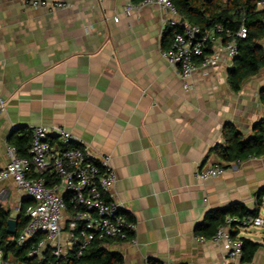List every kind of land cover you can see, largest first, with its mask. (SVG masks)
<instances>
[{
  "label": "crops",
  "instance_id": "0c3cea01",
  "mask_svg": "<svg viewBox=\"0 0 264 264\" xmlns=\"http://www.w3.org/2000/svg\"><path fill=\"white\" fill-rule=\"evenodd\" d=\"M32 1L0 0V170L21 128L66 129L95 158L111 157L118 178L109 199L135 223L130 238L105 241L106 250L120 253L123 264H225L228 246L214 240L208 214L236 204L256 208L264 156L208 180L196 174L228 165L218 154L227 124L248 137L264 119V67L234 91L225 59L195 73L186 90L162 56L173 29L160 7L42 0L67 4L54 10ZM259 43L264 48V38ZM31 203L12 178L0 181V206L11 216ZM241 236L263 245L251 261L242 254L236 264H264V227Z\"/></svg>",
  "mask_w": 264,
  "mask_h": 264
},
{
  "label": "built area",
  "instance_id": "2783aa9c",
  "mask_svg": "<svg viewBox=\"0 0 264 264\" xmlns=\"http://www.w3.org/2000/svg\"><path fill=\"white\" fill-rule=\"evenodd\" d=\"M142 3L156 5L169 14L168 24L173 35L169 46L162 49V56L177 69L186 90L199 70L211 69L225 59L230 68L235 66L238 43L248 37L244 23L237 29L221 23L201 28L184 21L173 0H143ZM32 6L55 10L66 8L67 4L33 0ZM133 8L130 4L126 12ZM257 9L264 11V0L258 1ZM114 19L119 20L118 17ZM0 110H4L3 100H0ZM7 153L9 162L0 170V181L12 178L32 200L26 209L27 224L18 234H11L8 242L17 245L31 242L27 256L40 257L47 261L46 264H56L55 260L68 251L76 250L77 256L83 255L95 240L131 237L129 232L134 231L135 223L118 203L109 199L118 178L110 156L95 158L83 140L66 129L47 126L32 128L29 156H20L14 145L7 146ZM241 162L202 167L196 175L201 180L215 178ZM49 180H53L52 183H48ZM253 227H264V217L226 216L214 236V240H224L228 246L225 264H236L244 249L241 230ZM66 230L64 242L62 235ZM200 239L204 237L200 236ZM49 255L53 259H48ZM19 262L22 261L13 254L9 257L0 245V264Z\"/></svg>",
  "mask_w": 264,
  "mask_h": 264
},
{
  "label": "trees",
  "instance_id": "16d2710c",
  "mask_svg": "<svg viewBox=\"0 0 264 264\" xmlns=\"http://www.w3.org/2000/svg\"><path fill=\"white\" fill-rule=\"evenodd\" d=\"M258 1L173 0L183 20L190 24H197L201 28H210L215 23H221L233 29H237L242 23L247 26L248 37L239 41V55L236 58L235 66L229 71V83L234 91H239L245 80L256 75L264 67V48L259 43L264 38V11L257 9ZM260 99L264 103V90L260 93ZM19 131L21 135L15 138L14 146L20 156L26 157L29 156L32 130L21 128ZM218 151L220 158L228 164L226 166L249 157L264 156V119L254 124L253 132L248 137H244L234 125L227 124L224 129V142L219 145ZM51 181L53 180H49L48 183H52ZM263 197L264 188L257 193V206L252 210L242 204L213 210L208 214L210 222L215 224L217 231L228 215L259 216ZM11 217V211L0 206V245L5 253H12L14 257L27 264H46L47 261L44 259L27 256L31 242H25L22 245L8 242L11 234L7 231V222ZM128 218L133 221L130 217ZM27 221L26 209L21 207L17 219L16 234L25 227ZM198 230L203 233V225H199ZM132 234L133 232H129L130 236ZM108 240L110 239L95 240L83 255L77 256L76 250H72L60 259H56L55 262L56 264H123L124 259L120 253L110 252L104 248L103 243ZM243 242L242 257L244 261L249 262L263 244L244 237ZM48 259L53 258L49 255Z\"/></svg>",
  "mask_w": 264,
  "mask_h": 264
},
{
  "label": "water",
  "instance_id": "95a60500",
  "mask_svg": "<svg viewBox=\"0 0 264 264\" xmlns=\"http://www.w3.org/2000/svg\"><path fill=\"white\" fill-rule=\"evenodd\" d=\"M19 218V214L17 215V217H11L8 219L7 222V231L9 234H16L17 233V219Z\"/></svg>",
  "mask_w": 264,
  "mask_h": 264
},
{
  "label": "rangeland",
  "instance_id": "374dc122",
  "mask_svg": "<svg viewBox=\"0 0 264 264\" xmlns=\"http://www.w3.org/2000/svg\"><path fill=\"white\" fill-rule=\"evenodd\" d=\"M14 211H15V210H14ZM15 212H16V211H15ZM16 213H17V212H16ZM262 215H263V217H264V213H263ZM261 228H263V227H261ZM256 232H257L256 230H253V231H252V233H253L254 235L256 234ZM256 236H258V234H257Z\"/></svg>",
  "mask_w": 264,
  "mask_h": 264
}]
</instances>
